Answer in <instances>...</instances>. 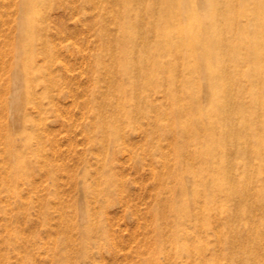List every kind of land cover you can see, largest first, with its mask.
Instances as JSON below:
<instances>
[{"label": "rangeland", "instance_id": "rangeland-1", "mask_svg": "<svg viewBox=\"0 0 264 264\" xmlns=\"http://www.w3.org/2000/svg\"><path fill=\"white\" fill-rule=\"evenodd\" d=\"M43 4L32 15L22 0H0V264H264V204L256 202L264 152L237 151L253 139L240 132L227 149L234 194L194 185L214 186L220 175L178 173L168 119L163 130L154 123V104L171 110L166 89H147L142 100L113 69L116 1ZM29 19L32 48L20 35ZM22 65L28 73L16 72ZM201 87L198 103L208 109ZM125 95L128 118L118 105ZM183 153L189 159L191 150Z\"/></svg>", "mask_w": 264, "mask_h": 264}, {"label": "bare ground", "instance_id": "bare-ground-1", "mask_svg": "<svg viewBox=\"0 0 264 264\" xmlns=\"http://www.w3.org/2000/svg\"><path fill=\"white\" fill-rule=\"evenodd\" d=\"M115 1L119 8L111 14L118 25L115 46L110 47L113 69L126 77L142 100H147V89H166L171 110L166 111L161 100L154 104L158 108L154 123L163 130L162 119H168L166 130L174 133L172 149L177 151L183 170L178 173L201 172L205 180L219 174V183L214 186L209 182L193 184L207 186L210 191L223 185L225 193L234 194L226 188V153L233 138L243 132L254 141L237 148L241 155L260 156L264 152V0ZM43 2L46 0H22V10L38 15ZM34 23L29 19L20 27V35L30 48ZM19 66L18 74L28 73L26 66ZM196 77H203V81ZM113 86L126 90L121 84ZM201 86L208 91V109L198 103ZM245 92L247 99L242 97ZM121 97L119 110L128 118L132 100L126 95ZM136 110L146 115L141 106ZM237 112H241L238 120L233 117ZM235 122L237 126L232 125ZM25 139L29 143V138ZM257 143H261L259 148L254 146ZM188 149L189 159L182 157ZM195 158L203 163L198 169L191 161ZM17 160L21 158L17 156ZM181 176L175 177L183 192L185 182ZM257 198V203L264 204V191Z\"/></svg>", "mask_w": 264, "mask_h": 264}]
</instances>
